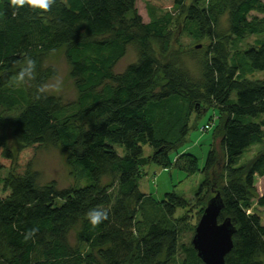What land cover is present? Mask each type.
Wrapping results in <instances>:
<instances>
[{
  "label": "trees",
  "instance_id": "trees-1",
  "mask_svg": "<svg viewBox=\"0 0 264 264\" xmlns=\"http://www.w3.org/2000/svg\"><path fill=\"white\" fill-rule=\"evenodd\" d=\"M137 1L55 0L43 11L0 0V171L7 170L0 264H203L185 240L196 227L187 201L175 193L154 201L139 180L148 164H178L170 154L184 144L192 117L208 109L221 122V157L211 145L199 171L195 158L181 155L190 174L202 175L196 200L218 192V220L236 229L225 264H264V226L247 213L255 180L264 179V149L239 165L247 149L264 144V78H254L264 72V0H140L147 23ZM164 10L172 12L158 16ZM176 19L197 45L191 52L172 50ZM61 48L72 103L45 91L57 75L46 56ZM129 49L135 60L117 72ZM49 146L63 149L84 185H38L31 169ZM256 205L264 208V191ZM92 213L101 214L96 224Z\"/></svg>",
  "mask_w": 264,
  "mask_h": 264
},
{
  "label": "rangeland",
  "instance_id": "rangeland-1",
  "mask_svg": "<svg viewBox=\"0 0 264 264\" xmlns=\"http://www.w3.org/2000/svg\"><path fill=\"white\" fill-rule=\"evenodd\" d=\"M191 3V0H187V5ZM135 8L138 14L142 17L143 22L147 23L149 21V16L147 12V7L145 4L138 0ZM171 10H164L163 12H157L159 15H164ZM180 22L176 19V22L173 24V44L172 50H181L185 53L193 51L197 45L192 42V40L182 32ZM253 37H249L245 40L244 43H252ZM206 45V42H200L199 46L201 48ZM184 54V53H183ZM135 60V52L132 49H129L127 55L119 62L116 70L117 72L122 71L128 64L132 63ZM190 60V59H189ZM187 61V65L190 70H194L195 65L194 61ZM45 65L47 67L54 68L57 72V75L47 82L45 85V91L50 95L58 96L62 99L64 103H72L76 100L77 94L73 88L71 79H70V67L64 59V49H58L46 56ZM193 68V69H191ZM195 71V70H194ZM254 78H264V72L256 73ZM161 77L157 78V85H159ZM208 106L203 105V108ZM209 108V107H208ZM199 115L193 116L190 125L189 133L185 139L184 144L176 151L170 154V158L177 165H172L167 168L158 167L154 164H148L141 171V178L139 180L140 190L151 197L154 201L160 202L161 200L166 199L165 194L175 193L178 196H181L187 201V208L185 212L191 213L193 217V223L197 225L201 216L200 212L203 209L201 206H197V202H201L204 198L211 199L214 195H206L204 193L202 197L196 200V191L202 181V175L199 172L205 163L207 154L210 150L211 145L218 153V156L221 157L220 149V139H221V122L217 120L218 115L212 109H208L206 112L203 110L199 111ZM93 117L87 119V122H92ZM219 122V123H218ZM9 131L8 136V146L15 153L17 141L12 136L14 126L8 124ZM116 151L121 154L122 148L119 146L115 147ZM264 149L261 145H253L247 149L240 158L239 165L246 164L250 161L260 150ZM145 156L152 154V151L149 148L144 150ZM183 154L192 156L197 161L198 172L189 173L188 167L186 168L187 158H181ZM158 170L156 176H153L152 170ZM32 173L37 174L38 185L43 186L48 183H56L58 188H69L73 186L84 185L85 182L78 180L75 172L67 164V154L60 147H45L41 149L36 159L33 163ZM191 172V171H190ZM7 175V170L0 171V177H5ZM155 175V174H154ZM215 178V177H214ZM215 180L216 187L220 182L219 177H216ZM215 178V179H216ZM264 191V179L256 178L255 180V192L252 196V206L247 213H257L260 217L261 224L264 226V208H260L256 205V199ZM207 204V203H206ZM206 207V206H205ZM203 213V212H202ZM77 230L74 229L71 231L69 236V241L72 245L76 243ZM192 234L187 233L185 240H191Z\"/></svg>",
  "mask_w": 264,
  "mask_h": 264
},
{
  "label": "water",
  "instance_id": "water-1",
  "mask_svg": "<svg viewBox=\"0 0 264 264\" xmlns=\"http://www.w3.org/2000/svg\"><path fill=\"white\" fill-rule=\"evenodd\" d=\"M223 202L217 192L209 199L195 227L191 245L203 264H225V257L233 248L236 229L230 219L219 222Z\"/></svg>",
  "mask_w": 264,
  "mask_h": 264
},
{
  "label": "clouds",
  "instance_id": "clouds-1",
  "mask_svg": "<svg viewBox=\"0 0 264 264\" xmlns=\"http://www.w3.org/2000/svg\"><path fill=\"white\" fill-rule=\"evenodd\" d=\"M24 2L25 0H13L14 4H23ZM27 2L30 3L34 8L48 11L49 8L55 3V0H27ZM90 215L93 224L98 223L102 218L100 213H92Z\"/></svg>",
  "mask_w": 264,
  "mask_h": 264
},
{
  "label": "crops",
  "instance_id": "crops-1",
  "mask_svg": "<svg viewBox=\"0 0 264 264\" xmlns=\"http://www.w3.org/2000/svg\"><path fill=\"white\" fill-rule=\"evenodd\" d=\"M157 172H158V170L153 169V170H152V173H153L152 175H153V176H156ZM154 174H155V175H154Z\"/></svg>",
  "mask_w": 264,
  "mask_h": 264
}]
</instances>
